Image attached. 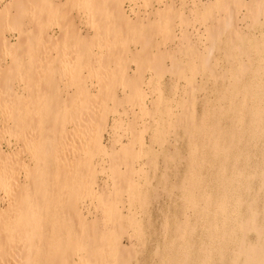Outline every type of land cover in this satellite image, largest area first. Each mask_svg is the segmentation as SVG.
I'll return each instance as SVG.
<instances>
[{"label": "bare ground", "instance_id": "bare-ground-1", "mask_svg": "<svg viewBox=\"0 0 264 264\" xmlns=\"http://www.w3.org/2000/svg\"><path fill=\"white\" fill-rule=\"evenodd\" d=\"M152 3L0 0V188L4 193L1 200L7 204L0 211V264H131L135 258L134 247L122 242L128 217L117 209L114 194L100 185L96 159L109 158L108 171L116 180L114 193L136 190L132 164L142 142L132 134L127 144L116 139L110 147L104 144V133L110 134L111 141L118 126L117 120L107 125L108 112L115 108L110 105L130 99L136 106L130 110L133 120L148 115L151 97L148 88L143 90L148 81L137 77L144 70L160 77L182 74L183 66L174 57L183 41L192 38L187 31L181 30L180 35L175 31L186 23L184 13L181 19L183 11L177 12L180 9L174 1L163 4L164 9L157 3L156 9L147 11ZM127 4L134 18L126 10ZM203 13L207 18L199 35L200 48L192 47L198 63L194 71L204 68L217 77L218 71L211 65L212 47L226 35L243 59L257 63L245 98L261 104L264 0H208ZM244 22L249 23L248 33L240 28ZM13 32L18 35L16 43L8 38ZM125 37L141 46L140 56L131 53L136 72L141 70L132 79H128L129 66L120 61L128 54ZM172 43L179 49L169 50ZM97 50L107 52L106 65H97L101 61ZM241 66L247 71V64ZM125 88L130 93L120 100L118 91ZM157 92L156 103L161 100L160 89ZM48 99L55 104L47 115L54 124L53 132L49 126L52 135L35 130L42 126L39 111ZM258 114L264 117V113ZM10 134L17 137L18 147L8 153L2 145L9 143L6 136ZM246 228L242 226V230Z\"/></svg>", "mask_w": 264, "mask_h": 264}, {"label": "rangeland", "instance_id": "rangeland-1", "mask_svg": "<svg viewBox=\"0 0 264 264\" xmlns=\"http://www.w3.org/2000/svg\"><path fill=\"white\" fill-rule=\"evenodd\" d=\"M154 1L147 11L156 9L157 3L158 8L164 9L163 4L174 1L175 8L180 9L177 12L183 11L180 18L183 13L182 18H186V23L175 30L177 35L181 30L192 34L174 57L183 66L182 74L166 73L160 77L144 70L140 75L141 70L137 73L135 62H131V53L140 56V43L125 37L128 54L120 61L129 66L128 79L137 74L138 80L148 81L143 90L148 88L150 92L147 106L151 113L133 120L130 110L136 106L132 100L111 104L110 108L116 110L108 112L107 125L117 120L118 126L111 141L106 132L103 141L110 147L113 139L127 144L135 134L140 137L142 144L138 143L135 149L138 158L133 159L131 175L136 190L114 193L116 180L108 171L109 158L96 159L100 185L114 194L117 209L128 217L122 242L136 251L131 264H264V117L258 114L264 113V98L261 104L253 102L252 97L245 98L252 71L258 65L243 59L223 35L212 47L211 65L218 71L217 77L204 68L194 71L198 63L192 47L200 48L199 35L205 30L207 18L204 4L208 0H163L162 4ZM129 7L127 4L126 10L134 18ZM177 17L176 22L180 23ZM248 24H240L245 33ZM11 34L8 38L16 43L18 35ZM169 45V50L179 49L178 44ZM96 54L101 60L97 65H106L107 52L97 50ZM242 63L248 65L247 71L241 68ZM158 89L161 100L156 103ZM121 90L120 100L130 93L128 88ZM53 105L51 99L43 103L39 111L42 126L36 127L35 120L36 131L49 133L52 126L54 131L47 116ZM16 138L14 134L6 136L9 146L2 145L5 151L18 147ZM120 168L126 169L124 165ZM3 194L0 188V211L7 207L1 200ZM242 226L249 228L242 230ZM111 261L115 263L116 259Z\"/></svg>", "mask_w": 264, "mask_h": 264}]
</instances>
